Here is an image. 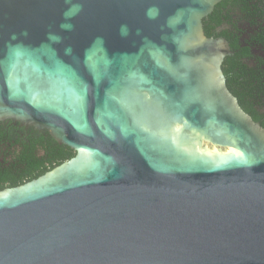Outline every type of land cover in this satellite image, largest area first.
<instances>
[{"label": "water", "instance_id": "obj_1", "mask_svg": "<svg viewBox=\"0 0 264 264\" xmlns=\"http://www.w3.org/2000/svg\"><path fill=\"white\" fill-rule=\"evenodd\" d=\"M219 1L0 0V121L74 151L0 190V264H264V128L203 34Z\"/></svg>", "mask_w": 264, "mask_h": 264}, {"label": "flooded vegetation", "instance_id": "obj_2", "mask_svg": "<svg viewBox=\"0 0 264 264\" xmlns=\"http://www.w3.org/2000/svg\"><path fill=\"white\" fill-rule=\"evenodd\" d=\"M264 1L220 0L202 19L208 38H223L230 54L223 58L221 71L228 90L234 88L240 107L264 128ZM241 22V25L239 24ZM231 81H228V80ZM230 85V86H229ZM10 120L0 121V176L14 173L25 156L31 131ZM45 131V130H44ZM18 165V164H17ZM0 179V190L9 188L8 178Z\"/></svg>", "mask_w": 264, "mask_h": 264}, {"label": "trees", "instance_id": "obj_3", "mask_svg": "<svg viewBox=\"0 0 264 264\" xmlns=\"http://www.w3.org/2000/svg\"><path fill=\"white\" fill-rule=\"evenodd\" d=\"M264 1V0H255ZM264 6V4H263ZM228 81H231L230 79ZM230 86V85H229ZM235 95L234 88L230 89ZM32 131V129H31ZM34 136L31 138L30 146L20 163L15 164L14 173L8 175L5 173L0 179L8 180V187L21 185L30 181L63 161L74 156V151L63 144H58L47 131L37 133L32 131ZM2 184V182H0ZM2 187V185H0Z\"/></svg>", "mask_w": 264, "mask_h": 264}]
</instances>
